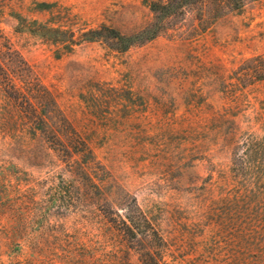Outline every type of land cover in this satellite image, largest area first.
I'll list each match as a JSON object with an SVG mask.
<instances>
[{
	"label": "rangeland",
	"instance_id": "rangeland-1",
	"mask_svg": "<svg viewBox=\"0 0 264 264\" xmlns=\"http://www.w3.org/2000/svg\"><path fill=\"white\" fill-rule=\"evenodd\" d=\"M42 2L69 9L75 36L101 25L138 33L152 19L141 0H10V5L25 17L46 20L50 13L40 10ZM7 11L0 15V63L7 71L16 69L21 56L26 62L21 66L53 92L100 161L86 170L114 197L118 214H124L118 203L127 193L158 217L162 229L175 227L174 256L165 258L167 264H232L231 258L221 259L229 254L222 238L210 237L215 216L209 205L235 184L222 133L232 123L245 130L257 112L258 123L264 121V80H241V68L253 65L248 59L264 54V0H246L241 10L225 9L216 17L208 5L202 11L188 6L150 41L119 51L107 39L83 40L60 58L37 36L16 31L17 20ZM262 127L254 134L264 137ZM12 140L0 139V228L17 219L14 203L30 189L36 202L33 233L52 228L94 239L92 190L83 195L79 177L47 158L40 143L21 139V146ZM241 151L240 146L237 155ZM65 179L78 185L71 209L55 189ZM205 242L212 247L203 248ZM15 249L3 248L9 254L2 256L3 264H13ZM27 251L23 247V257Z\"/></svg>",
	"mask_w": 264,
	"mask_h": 264
},
{
	"label": "trees",
	"instance_id": "trees-1",
	"mask_svg": "<svg viewBox=\"0 0 264 264\" xmlns=\"http://www.w3.org/2000/svg\"><path fill=\"white\" fill-rule=\"evenodd\" d=\"M141 1L152 13V19L138 33L131 34L101 25L99 29L90 28L75 36L73 14L67 8L54 7V3H40L44 6L40 10L50 13L46 20L23 16L10 5V0H0V15L8 8L7 14L17 20L16 31L37 36L54 47L55 58H60L71 53L83 40L107 39L115 42V49L124 51L166 31L171 18L183 13L188 6L202 11L208 5L210 16L216 17L225 9L241 10L246 0ZM248 60L253 65L241 68V80H264V54ZM18 62L17 68L9 71L0 63V139H13L10 144L21 146L24 145L21 139L40 143L47 158L64 165L67 172L75 173L79 186H75V180L65 179L58 181L55 189L62 194L61 202L68 209L73 207L71 197L75 187H81L83 195L92 190L98 233L87 241L52 228L33 233L29 226L36 202L27 189L18 194L14 203L17 219L9 228L6 225L0 228V264H3L2 256L9 255L3 248L13 247L17 251L10 261L13 264H167L165 258L174 256L175 227L162 229L158 217L141 208L135 197L127 193L118 203L124 214H118L112 205L114 197L110 199V192L103 191L86 170L101 166L88 140L69 121L53 92L21 66L26 65L21 56ZM259 117L261 114L257 112L252 121L248 119L245 130L232 123L221 135L226 139L221 147L229 152L236 172L232 178L235 184L225 187L210 201V214L213 212L215 216L210 217L214 219L210 237L222 238L229 254L221 259L231 258L232 264H264V137L253 132V129H263L264 121L258 123ZM215 135L218 136L217 131ZM240 146L242 151L237 155ZM217 204L219 206L212 210ZM202 228L203 233L206 227ZM23 247L28 249L24 257ZM211 247L207 242L203 245L207 250Z\"/></svg>",
	"mask_w": 264,
	"mask_h": 264
}]
</instances>
